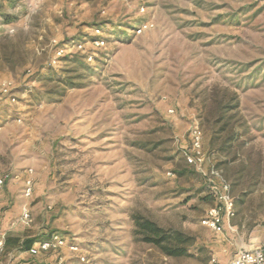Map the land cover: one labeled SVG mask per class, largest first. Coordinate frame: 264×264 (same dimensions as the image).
I'll use <instances>...</instances> for the list:
<instances>
[{"label": "rangeland", "instance_id": "obj_1", "mask_svg": "<svg viewBox=\"0 0 264 264\" xmlns=\"http://www.w3.org/2000/svg\"><path fill=\"white\" fill-rule=\"evenodd\" d=\"M234 95L228 127L244 144L224 171L236 214L219 234L202 224L216 200L184 153L199 127L209 163L222 159L211 121ZM28 169L38 239L77 247L50 264H230L258 244L264 0H0V170ZM10 185L21 209L23 183ZM136 213L190 233L191 256L137 241Z\"/></svg>", "mask_w": 264, "mask_h": 264}, {"label": "built area", "instance_id": "obj_2", "mask_svg": "<svg viewBox=\"0 0 264 264\" xmlns=\"http://www.w3.org/2000/svg\"><path fill=\"white\" fill-rule=\"evenodd\" d=\"M142 29H138L141 32ZM191 147L184 153L188 165L194 167L196 171L203 175L208 182L211 195L216 200V204L206 211L202 219V224L216 233H223L226 225L235 217V202L231 192V185L223 174V170L215 164H210L203 146V134L199 127L192 131ZM20 179L23 183V196L26 199L32 198L35 188L33 170L28 169L22 173H13L9 170H0V190L4 189L11 181ZM21 220L30 224L32 216L28 205L22 211ZM69 246L71 250H76L75 245H68L67 239L61 235L54 234L43 239L30 249L32 255L40 252L48 253ZM230 264H264V238L251 248L239 249L231 260Z\"/></svg>", "mask_w": 264, "mask_h": 264}, {"label": "trees", "instance_id": "obj_3", "mask_svg": "<svg viewBox=\"0 0 264 264\" xmlns=\"http://www.w3.org/2000/svg\"><path fill=\"white\" fill-rule=\"evenodd\" d=\"M238 109L239 101L236 95H234L226 102L224 101L219 104L216 110L217 115L211 121L213 123V127L211 128L213 136L211 137L209 147L211 151H215L219 156H222V159L216 166L220 169L224 168V170L222 169L223 174L224 171L230 174V164L237 160V151L233 152V149L235 147L239 149L244 144L239 141V135L235 134V131L228 127L231 120V115L229 117L228 115L237 112ZM218 123L223 125L218 130H215L214 125ZM132 219L135 224L134 234L137 241L150 245L160 254L169 258L191 256L190 249L195 243V238L190 233L182 229L164 227L142 213L132 215ZM27 242L24 244L25 248L35 242V239H30Z\"/></svg>", "mask_w": 264, "mask_h": 264}, {"label": "crops", "instance_id": "obj_4", "mask_svg": "<svg viewBox=\"0 0 264 264\" xmlns=\"http://www.w3.org/2000/svg\"><path fill=\"white\" fill-rule=\"evenodd\" d=\"M15 198L16 194L11 185L8 184L7 189L0 190V210L3 209L0 216V264H50L53 260L52 252H40L37 255L30 253V249L41 240L38 239L39 234L32 229L31 223L26 224L21 220L28 199L20 209ZM30 239H35V242L25 248L24 244Z\"/></svg>", "mask_w": 264, "mask_h": 264}]
</instances>
